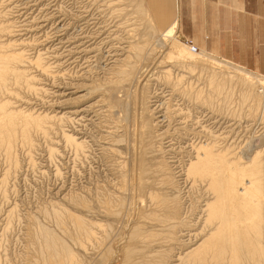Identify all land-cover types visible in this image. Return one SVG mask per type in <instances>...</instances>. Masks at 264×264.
<instances>
[{
  "label": "rangeland",
  "instance_id": "rangeland-1",
  "mask_svg": "<svg viewBox=\"0 0 264 264\" xmlns=\"http://www.w3.org/2000/svg\"><path fill=\"white\" fill-rule=\"evenodd\" d=\"M155 2L152 0H0V19L4 17L0 21L6 22L7 26H19L17 29L21 27L23 38L20 42L24 39V42L28 43L30 39L29 42L35 41L38 47L34 51L31 50L30 54L34 56L38 50H41V53L48 54L49 58L46 54L44 57L46 56V60L50 61L49 65L53 69L56 70L57 67V72L62 69L58 73L53 70L55 75L58 74L55 78L40 76L36 72L34 75L38 76L36 77L37 86L44 87L49 92L46 93L47 95H36L37 97L28 95L26 100L32 99L30 102L33 105L28 103L30 106L26 104L24 107L29 106L28 108L35 112H53L54 115L59 114L58 116L68 114L72 118L84 111L83 116L85 115L86 118L78 121L79 125L67 124L63 128L68 133L77 134L78 138L86 140L89 147L85 153V156L88 154L89 157L87 156L86 159H82L83 155L77 157L74 151L65 145L62 129L59 127L60 130L59 128L54 130L50 138L36 139L37 147L31 155L18 152L19 169L17 168V172L13 171V177L11 176L9 179L6 193L8 195L4 197L5 199L0 195V254L3 256L7 254L10 263L25 264L21 262V258L19 259L20 255L25 256V252L28 258H35L37 253L35 247L30 246L29 236L36 225L41 224L56 231L59 236L62 235L61 237L71 245L75 253L78 252L76 254L83 259L84 264H124L125 251L123 249L127 250L129 246L128 250H131V246L132 249L135 247V242L130 244L131 246L128 244L132 227L138 225L140 229L148 230L151 228L150 226H154L149 219L151 209L147 194L152 189V185L155 186L158 182V179L162 180V178H157L160 176L155 173L157 166L162 162L169 165L170 170L174 171L173 175L176 174L175 179L177 178L180 185L179 190L184 191L180 194L182 197L186 194V198H182L183 201L188 199L187 201L190 202L194 200L192 198L196 197L195 201H199L200 204L195 201L191 202L198 204L197 210H199L206 200L205 191H202L204 189L201 191L187 189L184 184L185 175H182L185 172L183 170L187 168V166L184 168V165H187L191 157H194L195 148L204 141L203 137L202 139L198 137V134H194L195 131L201 130L199 126L195 125L197 116L201 121H208V126H211L209 134L215 137L220 134L221 137H226L227 141L228 137L231 139L228 142V147H230V151L232 150V154L236 151L233 150L237 148L235 154L239 153L246 157L254 155L255 151L262 150L264 159V99H262L264 89L260 88L258 83L260 79H264V75H262L264 74V24L263 26H180V32L176 36L177 40L184 42L178 37L179 35H182L185 40L189 39L190 45L197 48V53L202 51L205 55L213 56L210 59L207 58V55L201 57L191 54L190 51L185 53V50H181V48H173L172 46H176V41L171 39L166 40V47L160 50L154 44L163 34L167 33L170 26L162 28L164 25L159 22ZM256 3H260L264 12V0H256ZM5 13L6 16H4ZM5 18L6 21H3ZM38 26L41 27L38 28ZM16 39H20V37ZM80 43L81 47H79ZM48 44L50 45L48 46ZM67 44L70 46L68 47ZM138 44L139 46L143 44V47H146L145 56L142 55L141 58H138L139 55L132 48ZM82 47L83 49L79 50ZM84 51L87 53H83ZM214 57L224 62H215L212 60ZM76 58L77 63L75 62ZM223 58L243 66L248 71L229 61L225 62ZM124 60L137 68V70L135 68L136 72L132 73L134 76H130L131 78L127 72L118 73V66L122 64L121 62L124 63ZM180 60L190 66L197 65L196 69L176 70L174 68L173 70L172 66L178 64ZM161 61H164L165 65L158 66ZM58 62H63V64L59 65ZM69 63H73V65ZM207 63H216L212 67L221 73L226 72L241 79H249L254 87L249 92L250 95L242 84L237 86L238 89H232L227 83L219 93L210 92L214 102L208 100L210 104L206 102L207 106L202 99L198 100L197 104L196 100L189 102L192 99L183 96L184 88L188 85L184 84L185 87L179 85L177 88L174 86L176 80L164 79L166 70L172 69L177 73L179 71L180 74L188 75L189 79L196 81L193 84L196 85L195 88H192L193 91H200L202 88H206H204L206 83L203 82L204 79L199 80L201 68L198 66ZM54 64L57 66H53ZM67 71L69 72L67 73ZM258 71L260 74L257 73ZM122 77H125V80L121 79ZM196 78L198 81L195 80ZM172 83L174 84L172 85ZM193 85L189 87H194ZM240 88L242 89L240 90ZM174 89L177 90L174 91ZM245 93L246 101L243 100ZM251 93L255 95L252 96ZM218 94L220 95L218 96ZM226 96H230V98ZM111 97H115L114 100L118 99L119 104L121 103L120 106L116 108L117 105ZM213 97H216L217 100L215 101ZM159 102L167 105L163 104L164 108L162 106L161 109ZM81 117L82 115L77 119ZM83 129H86L85 133H83ZM193 138L196 139L195 142ZM191 139L193 140L191 141ZM51 147L56 150L55 158L50 157L48 150ZM233 147L234 149H232ZM76 157L80 162L76 160ZM4 160V156L0 154V180L9 169ZM181 161L184 164H181ZM121 166L124 171L121 170ZM177 166H179L178 169ZM143 168L148 170L147 183H151L146 184L147 186H142L139 183L140 172L138 171ZM174 168L178 171L183 169V173L176 172L177 170ZM122 172L128 175V182H124L121 178ZM151 172L152 175L156 174L157 176H151ZM153 179L154 183L152 184ZM170 190L172 192H169ZM169 191L165 190L164 193L177 195L176 189H169ZM198 192L202 193L201 195L199 193V197L197 196ZM73 195L80 198L81 196L83 198L84 195L83 200L86 199L87 204L86 201L79 202V200L74 204L69 200V197ZM193 195L195 197H191ZM70 203L72 204L70 205ZM56 204L66 205L63 207L76 212V215H80L91 224H102L104 228H94V230L99 238L103 234L104 237L109 236L106 237L109 239L105 240V238L104 242L117 238L114 239L113 253L108 254L103 245V247L100 245L101 248H92L87 243L85 244L86 248H81L79 245L73 244L69 240L68 234L72 230L71 224L67 225L69 231H66L67 226L64 231L55 225L52 216H49ZM14 206L18 213L16 212L15 220H12L10 232L3 238L6 214ZM198 213L197 211L196 215ZM144 218L149 220H144ZM14 221L16 222L14 223ZM167 246L163 247V253H172L173 255L175 251L169 250L168 248L172 247ZM180 252L176 250L174 255L178 257Z\"/></svg>",
  "mask_w": 264,
  "mask_h": 264
},
{
  "label": "bare ground",
  "instance_id": "bare-ground-1",
  "mask_svg": "<svg viewBox=\"0 0 264 264\" xmlns=\"http://www.w3.org/2000/svg\"><path fill=\"white\" fill-rule=\"evenodd\" d=\"M4 16H6V13ZM3 21H6V18ZM5 24L7 23L6 22L2 23L0 21V154L4 156L6 160V161L4 160V162L9 166L8 167L9 169L8 171H6L5 176H3L2 179L0 180V195L3 196V198L6 195H8L6 193H7L8 183L10 182L9 179L11 178L13 171L17 170L18 165L20 163L18 161L19 160L18 152L21 151L24 153H28V155H31L32 151L37 147L36 139L43 138V137L48 139L53 134L54 130L60 127L62 129V138L64 142L66 143L64 144L67 147H69V149L73 150L77 157L83 155L84 157L81 156L82 159L84 158L86 159V157L88 156V154H86L87 156H85L86 151H88L86 149L87 148L89 149V147L87 146L88 144L86 140L84 139L82 140V138H78L77 134H75L76 135L75 136L73 133H70V132L68 133L66 129H64L66 127L65 125L67 124L79 125L78 121H82L86 118L85 115L83 116L84 111H82V113H78L75 118H72L70 115L68 116V114L67 115L61 114V116H58L59 114L54 115L53 112H52L53 114L46 113L45 111L35 112V110H31L30 108H28L30 106L28 103L32 104L30 102L32 101V99L26 100L28 95L36 96L40 94H46V93L48 94L49 92V90H46L44 87L40 88L37 86L36 77L38 76L34 74L37 72L40 74V76L43 75L44 77L50 76L51 78L52 77L55 78L58 74L55 75L54 72L58 73L62 69H60L58 72L56 71L58 70L57 67H56V70L53 69V67L49 65L50 61L48 62L45 58L48 54L44 52V54H46V56L44 57V54L43 52L41 53V50H38V52L35 53L34 56L31 55L30 51L31 50L34 51L38 48L35 44V41L29 42L30 40L29 39L27 43V42H24V39H23L22 42H20L21 38H23V35H22L23 30L20 29L21 27L17 29L19 26H12V25L7 26L8 24L7 25ZM40 27L38 26V28ZM179 29H180V26H178V23H176L173 26H170L166 34H163L162 37L160 35L161 38L154 44L155 47H157L160 50L164 49L166 47V42H167L166 40L171 39V40L176 41L175 42L176 46H172L175 49L181 48V50H185V53L186 51H190L191 54L193 53L201 57L205 55V53L203 54L202 51L200 53H197V51L195 52L193 50V47L195 46L190 45L189 39H187L184 42H179L180 40L178 41L176 38V36L180 32ZM48 36L50 37V35ZM17 37H20V39H16ZM46 41H48V39ZM49 41H52V40H49ZM60 42H62V40ZM52 43L54 44V42ZM49 45L50 44H48V46ZM54 45L52 46L53 48L55 47ZM141 45L142 46H139V44L138 46L137 45L132 46V48L137 52L136 54L139 55L138 58H141L140 56L142 55L145 56L144 53H146L145 52L146 47H143L144 46L143 44ZM48 46L47 48H49ZM69 46L70 45H68V47ZM81 46L82 44L80 43L79 47ZM83 47L79 50H82ZM83 53H87V52L84 51ZM47 57L49 58V56ZM212 57L207 55V58L209 59ZM216 58L217 57H214L212 60L215 62H224ZM130 59H131V56H130ZM67 60H70V59H67ZM226 61L227 60H225V62ZM75 62L76 63L78 62L77 58ZM60 63L63 64V62H60ZM121 63L122 64L118 66L119 67L118 73L123 74L127 72L128 73L127 75L129 77L134 76L132 73L134 71L136 72L137 68L135 66H132L130 63L126 61L124 63L123 62ZM215 64L207 63L203 65L199 64L200 66H198L201 68V71H200L201 73L199 74V80L201 79L202 81L204 79L203 82L206 83L204 88L206 87L205 88L206 90L202 88V90L200 91L194 90L195 91L194 92L192 88H195L196 85L194 86L193 84H195L196 81L189 79L188 75L185 76V75L180 74L179 71L178 73L176 71L175 72L173 71L174 68H176V70L184 69V68H188V70H195L197 65L190 66L186 62L180 60L178 64H175L174 66H172L173 70L172 69H168L166 71L163 70L165 71V77H164L163 72L162 74H163L164 79L166 78L165 80H168V81L169 80L172 81V79L176 80L175 84L172 83V85L174 84V86L177 88L179 87V85H182L183 87H185L184 84L186 86L188 85L187 86L188 88L187 87L184 88V92L182 94L183 96L192 99V101H189V102H193V100H196V103H197V101L200 99H202L204 103L208 102V100L212 101L213 99L211 97V94L216 93V92L219 93L224 87V85H227V83L229 84V87L231 86L230 88L232 89H236L237 86L239 87V85L242 84L245 91L248 93V95H250L249 92L254 87L252 86L253 83L249 79L247 80L241 79L237 77L236 75H230L226 72L221 73L220 71H217L216 68L212 67ZM223 64H226V63H223ZM55 65L56 64H54L53 66ZM71 65H73V63ZM159 65L163 66L165 65V62L161 61L160 64H158V66ZM128 69H130V71H127ZM68 72L69 71H67V73ZM159 73H161V71H159ZM83 74L85 75V73ZM121 79L125 80V77H122ZM195 80H197V78ZM258 83L260 85V88L264 89V79L263 78L260 79ZM192 85L194 87H189ZM207 86L209 88V92H208ZM210 89L214 91L212 90L210 91ZM241 89L242 88H240V90ZM176 90L174 89V91ZM242 92L244 91L242 90ZM220 94H218V96ZM214 95L216 96L217 94H214ZM254 95L255 94H253L252 96ZM226 97L230 98V96H226ZM112 98L113 97H111V99ZM114 99L115 97L112 99V101L117 105L116 106L117 108L118 106H120L121 103L119 104L120 101H117L118 99L117 100H114ZM262 99H264V97H262ZM214 100L215 101L217 100L216 97L214 98ZM243 100L246 101V93H245V96L243 97ZM213 102L214 101H212V103ZM159 103H160L159 105L160 108L163 106V104L164 105L166 104V103L162 104L161 102ZM208 103H206L207 106H208ZM26 104L29 105L27 108H25L26 106L24 107V105ZM80 115H82V117L80 119L79 118L77 119V117H79ZM200 121H201L200 117L197 116V121L195 122V125L199 126L201 130H198L197 128L199 132L195 131L194 134L196 135L198 134L199 138L203 137L204 139L203 138L202 139L204 141L202 140L203 143L200 146H197L196 148H195L196 144L194 145L195 155L194 157H191L189 162H187L188 164L185 162V164H187V165H184V168L185 166H187L186 170L182 167V165L181 167L184 169L182 170L185 171L184 174L182 175H185L186 179H185V182L184 181L183 182L184 184H186L187 189L189 190L193 189L196 191L197 190L201 191L202 189H204L202 191H205V196H206L205 202L203 201L204 200L203 197L201 198L204 204L202 202L203 205H201L200 209L197 210L199 206L197 207L198 204L196 203H198L199 201L198 202L195 201L196 197L194 195L191 196V197H195V198H192L194 200H191V201H195L196 203H193L191 201L189 202L187 201L188 199L183 201V199L186 198L185 197L186 194L183 195V197L185 198H183L182 195L180 194L181 192L183 193L184 191H181V189L179 190L180 185L178 184L177 178L175 179L176 174L174 173L175 175H173L172 172L174 171L170 170L171 168L168 167L169 165H167V163L165 162L160 163L157 166L156 170L155 169L153 170H155V173L160 176L157 178H162V180L158 179V182H157V179H155L156 180L155 182L157 183L155 184V186L152 185L153 186L152 189H150V191L147 194L148 201H150L149 206L151 209V213H150L151 215L149 216L147 214V216H149V219L151 220V222H153L154 226L149 225L151 228H149L148 230H145V229H140L139 228L140 226L138 225L135 226L133 224L134 226L132 227L129 233L128 244L130 245L135 242V245H134L135 247L132 249V246L130 245L131 250H128L129 246L127 250L123 249L125 251L124 264H174V263L176 264H264V159L262 156L263 152L262 150H258L254 152V155L252 154L251 156L246 157L242 154L239 155V153L235 154L238 148L234 149L233 147L232 148L234 149L233 151L235 150L236 151L234 152V154H232L231 153L232 150L230 151V147H228V142L231 139H229L228 137V141H227L226 137L222 136L223 137L222 138L220 134L217 135L218 133L216 134L217 137L212 136L211 134H209L211 133L209 130L211 126H208V123H207L208 121L207 120L201 121L202 123ZM78 127H81V126H78ZM206 127H209L207 128L209 132L206 129ZM84 130L86 129H83V131ZM83 133H85V131ZM193 139H191V141ZM195 140L196 139H194V142ZM48 151L50 153V157L53 158L56 154V150L51 147V149H49ZM77 157H76V160L78 159ZM181 162H182L181 164H184L183 161ZM178 167L179 166H177V169ZM122 168L123 167L121 166V170L124 171ZM145 170L143 168L141 171H138L140 172V175H139L140 182L139 183L142 186H147L146 184H148L147 183V179L149 178V177L147 178L148 170L146 168ZM182 170H179V171L182 172ZM167 171L169 172L171 171V172L168 174L166 173ZM179 171L177 170L176 172H179ZM156 174H153V175H155L156 177L157 176ZM153 175L151 172V176ZM121 178H123L124 182H128L127 180L128 175L126 173L122 172ZM153 183H154V179L152 181V184ZM162 188H164L167 191H169V189H172V190L176 189L175 192H177V195H171L172 193L171 194L169 193V192H172L171 190L168 192L169 194H167L166 192L164 193L165 190ZM199 193L200 192H198V195L195 193V195L199 197L202 194L200 193L199 195ZM65 198H68V197H65ZM83 198H84V195H83ZM83 198L82 196L80 198L79 196L73 195L72 197H69V200L73 201V203L74 202L77 203L78 200L79 202L86 201V199L83 200ZM120 201H121V198H120ZM120 201L119 203H121ZM71 204L72 203H70V205ZM79 204L82 205L83 203H79ZM86 204H87V201H86ZM63 206H66V205L63 204L59 206L58 204H56V206H54L53 212H50V214L47 212V214H49V216L51 215L53 222L56 223L54 224L64 229V231L66 230L65 226L67 225L70 226L69 224H71L72 230L69 231V228L67 226L68 229L66 231L71 232L68 234L70 238L69 240H71L73 244L79 245L81 248H86L85 244L87 243L90 244L92 248L94 247L99 248L100 245L101 246L103 245L105 246L108 254L113 253L114 251L113 244L117 238L116 239L113 238L110 241L108 240L107 242H104V239L109 236L105 235L106 237H104V234H103V236L99 238V235L94 230V228L96 229L104 228L102 224H99V223L91 224L85 219H83L82 217H80V215L79 216L76 215L75 214L76 212L72 211L69 208L67 209ZM107 211L109 210L107 209ZM197 211L199 213L196 215ZM16 212L17 211H16L15 206L10 208V210L7 212L6 219H5L6 225L4 228V234L2 235L3 238L5 237V235H7L10 232L11 224L13 222L12 220L13 219L15 220L16 218ZM149 219L144 218V220H149ZM15 222L16 221H14V223ZM30 234H31V236H29L30 246L32 245L33 247H35L37 255L35 256V258L33 257L30 259L28 258V256H26V252H25V256L22 254L19 257V259L20 258L22 259L21 262H24L25 264H84L83 259L76 254L78 252L75 253L71 245H69V243L64 238L61 237L62 235L59 236L58 233H56V231L51 230L49 227L45 225L37 224L36 228ZM107 239L109 238H106L105 240ZM166 246L172 247L171 249L168 248L169 250H174L175 252L176 250L181 251L179 253V256L177 257V255H174L175 252L173 253V255L172 253L171 254L167 253L168 255L164 254L163 253L164 251L162 249L163 247H166ZM34 259L35 261H33ZM4 263L13 264L8 261L7 254L5 256L0 254V264H4Z\"/></svg>",
  "mask_w": 264,
  "mask_h": 264
},
{
  "label": "crops",
  "instance_id": "crops-1",
  "mask_svg": "<svg viewBox=\"0 0 264 264\" xmlns=\"http://www.w3.org/2000/svg\"><path fill=\"white\" fill-rule=\"evenodd\" d=\"M152 1H156L159 22L164 25L162 28L176 23L178 26H263L264 24V12L256 0ZM223 59L244 68L229 59ZM257 73L260 74L259 71Z\"/></svg>",
  "mask_w": 264,
  "mask_h": 264
},
{
  "label": "water",
  "instance_id": "water-1",
  "mask_svg": "<svg viewBox=\"0 0 264 264\" xmlns=\"http://www.w3.org/2000/svg\"><path fill=\"white\" fill-rule=\"evenodd\" d=\"M181 40L186 41L185 38L182 35L178 36Z\"/></svg>",
  "mask_w": 264,
  "mask_h": 264
},
{
  "label": "built area",
  "instance_id": "built-area-1",
  "mask_svg": "<svg viewBox=\"0 0 264 264\" xmlns=\"http://www.w3.org/2000/svg\"><path fill=\"white\" fill-rule=\"evenodd\" d=\"M193 50L196 52L197 51V48L196 47H193Z\"/></svg>",
  "mask_w": 264,
  "mask_h": 264
}]
</instances>
